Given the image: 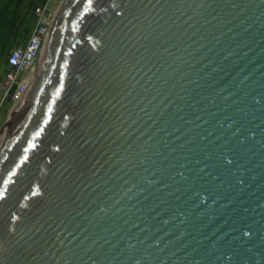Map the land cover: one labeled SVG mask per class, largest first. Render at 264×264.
<instances>
[{
  "label": "water",
  "instance_id": "1",
  "mask_svg": "<svg viewBox=\"0 0 264 264\" xmlns=\"http://www.w3.org/2000/svg\"><path fill=\"white\" fill-rule=\"evenodd\" d=\"M1 140L0 264H264V0H64Z\"/></svg>",
  "mask_w": 264,
  "mask_h": 264
},
{
  "label": "built area",
  "instance_id": "2",
  "mask_svg": "<svg viewBox=\"0 0 264 264\" xmlns=\"http://www.w3.org/2000/svg\"><path fill=\"white\" fill-rule=\"evenodd\" d=\"M64 0H43L34 8V24L24 44L10 49L6 70L0 80V111L9 100L12 104L6 110L10 117L21 109L30 88L34 84L36 72L48 43L51 28ZM11 97V98H10Z\"/></svg>",
  "mask_w": 264,
  "mask_h": 264
},
{
  "label": "trees",
  "instance_id": "3",
  "mask_svg": "<svg viewBox=\"0 0 264 264\" xmlns=\"http://www.w3.org/2000/svg\"><path fill=\"white\" fill-rule=\"evenodd\" d=\"M43 0H8V3L4 7V12L0 11V51H9L11 45H9V39L12 35H18V26H16L17 18L20 17L22 11L32 10L34 16V8ZM34 24V22H33ZM33 27V25H32ZM31 29L27 32L26 39L28 38ZM19 36V35H18ZM25 39V40H26ZM7 61V58L5 62Z\"/></svg>",
  "mask_w": 264,
  "mask_h": 264
},
{
  "label": "rangeland",
  "instance_id": "4",
  "mask_svg": "<svg viewBox=\"0 0 264 264\" xmlns=\"http://www.w3.org/2000/svg\"><path fill=\"white\" fill-rule=\"evenodd\" d=\"M8 3V0H0V11L4 12V7ZM29 10V9H28ZM26 12L22 11L20 14V17L17 18L16 26H18V31L16 34L18 35H12L9 39V45H11L10 49L24 44L25 43V37L27 35V32L31 29L33 22H34V16L32 10ZM9 49V51H10ZM7 52H1L0 51V80L3 78L5 74V68H6V63L5 60L7 58V55L9 53ZM11 102L9 100L6 101V103L2 106L1 111H0V123H2V120L4 118L5 112L8 108L11 106ZM1 125V124H0Z\"/></svg>",
  "mask_w": 264,
  "mask_h": 264
},
{
  "label": "bare ground",
  "instance_id": "5",
  "mask_svg": "<svg viewBox=\"0 0 264 264\" xmlns=\"http://www.w3.org/2000/svg\"><path fill=\"white\" fill-rule=\"evenodd\" d=\"M3 138H4V136H3ZM3 138H2V140H3ZM2 140L0 141V143H2Z\"/></svg>",
  "mask_w": 264,
  "mask_h": 264
}]
</instances>
